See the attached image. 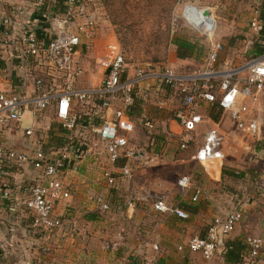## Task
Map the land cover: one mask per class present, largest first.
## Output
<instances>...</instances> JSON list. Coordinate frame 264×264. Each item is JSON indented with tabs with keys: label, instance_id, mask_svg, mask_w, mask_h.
I'll use <instances>...</instances> for the list:
<instances>
[{
	"label": "built area",
	"instance_id": "1",
	"mask_svg": "<svg viewBox=\"0 0 264 264\" xmlns=\"http://www.w3.org/2000/svg\"><path fill=\"white\" fill-rule=\"evenodd\" d=\"M58 1L23 0L9 5L8 13L0 15V60L12 64L18 86V92L13 93L8 87L10 78L0 80V181L24 167L37 173L31 185L24 189L20 185L14 189L9 185L0 188V202L6 206L10 237L15 235L16 226L25 214L32 215L28 228L40 235L75 229V219L65 220L55 214L56 204L70 198V190L61 180L62 175L67 168L76 172L78 164L85 158H96V148L100 147L109 164L101 173L109 188L116 186L117 179L121 184L132 179L133 169L129 161L140 162L144 157L129 149V138L134 132L131 115L138 104L141 106L146 101L150 90L175 95L179 100L175 115L181 130L178 147L186 149L194 144V158L201 165L222 158L224 145L222 136L213 128L203 134L200 145L194 140L201 124L199 111L202 104L214 105L218 111L231 113L238 131L255 139L260 137V120L252 117L247 106H238V102H256L257 97L264 95V50L261 55H251L239 67H220L218 60L223 46L212 40L216 25L207 8L186 4L179 15L186 26L200 30L208 38L209 45L200 68L187 72H176L170 67L145 70L128 65L118 43L107 41L95 53L94 63L100 71L98 85L79 89L75 87V81L84 73L78 58L80 34L87 33L84 27L89 26L90 32L93 30L94 17H83L82 25L77 27L78 20L73 17L71 8L78 0H63L65 12L60 17L57 15ZM204 12L208 15L203 16ZM258 14L257 8L252 10L250 29L255 35L261 29ZM27 84L31 86L30 95L26 92ZM95 100L97 106L93 105ZM87 106L94 108L90 109L92 112H84L88 110ZM29 109L40 113L51 111L54 121L71 133L80 127L84 129L79 123L82 116L87 117V121L97 116L101 122L92 127L95 143L88 145V140L80 134L67 136L59 148L48 146L40 136L35 137L32 125L21 127ZM108 112L112 113L110 119L106 118ZM15 125L22 128L27 139L32 138L28 152L15 149L12 139L5 135ZM119 162L122 164L117 167ZM177 186L187 190L190 182L183 177L177 181ZM20 193L22 198L17 197ZM201 194L200 189L194 190L191 203H195ZM90 200L96 202L100 210H108L101 195L90 197ZM153 200L155 212L172 214L180 220L188 218L187 212L177 206H167L163 198ZM243 216L244 210L239 207L224 218L215 217L203 237H191L177 250L185 249L191 254H199L205 261L210 260L216 252L226 249L228 237ZM121 241L122 234L119 233L116 242L111 246L105 243L103 249H113ZM240 242L243 247L240 263L255 264L264 251V239L246 235Z\"/></svg>",
	"mask_w": 264,
	"mask_h": 264
},
{
	"label": "crops",
	"instance_id": "2",
	"mask_svg": "<svg viewBox=\"0 0 264 264\" xmlns=\"http://www.w3.org/2000/svg\"><path fill=\"white\" fill-rule=\"evenodd\" d=\"M20 1L23 0H0V15L8 13L9 7L7 8L6 5H16ZM24 1L29 2L30 0ZM232 33L233 31L230 30L228 34ZM228 34L216 35V39L223 46V51L218 60L220 67L230 66L227 61L223 60V52L225 48L227 49L229 42L226 39ZM82 51L81 44L78 55L79 60H81ZM252 52V55L256 56L255 52ZM244 63L241 62L239 65L230 67H239ZM2 64L0 80L10 78V85L7 86L13 90V93L18 92L12 64L4 61ZM83 69L85 73L84 66ZM84 73L75 81L76 88H89L80 84ZM99 81L100 71L97 85ZM26 92L30 95L31 86L28 84ZM261 104L264 105V95L257 97L256 102L250 100L244 102L239 100L238 102V106L254 107ZM142 106L143 104L140 109ZM199 113L205 119L201 125L205 126L207 130L210 128L216 129L222 136L224 141L222 158L212 159L201 165L195 160V149H192L189 152L187 151V154L181 159L171 157L169 161V157H162V160L155 162L157 164L155 167L140 165L142 160L137 162L132 159L129 161V165L133 169L132 179L124 184H121L117 179L116 186L109 188L101 174L104 168L109 167V164L103 151H100V147L96 148L94 149V154L97 155L96 158L87 157L78 164L76 172H71L67 168L62 175L61 180L70 190V198L56 204L55 214L63 216L65 220L68 218L75 219L76 227L73 231H63L51 235L34 233L28 228L31 223L30 216L32 217V215L25 214L24 217L22 216L23 220L16 226L15 235L10 237L6 206L0 202V264H149L152 262L159 264H228L223 258L225 251H218L210 260L205 261L199 254H191L185 249L178 251L177 248L179 246L183 247L192 236L205 235L208 224L215 217L224 218L239 207L244 210V216L241 223L230 234L226 243L239 242L241 244L240 241L246 235H255L264 239V195H262L264 192L259 189V183H257L256 189L258 191L256 194L254 193L253 197L249 198L248 189H241L239 186L253 177L249 168L253 165L252 161H256L258 158L245 161L238 154L241 150H244L248 154L260 156L264 147L261 135L258 139H255V137H250L240 131L237 132L235 120L232 119L231 113L218 111L214 105L202 104ZM223 113H226L228 118L230 117L232 131H236L237 134L234 133V135L238 137L232 138L233 134L229 130L230 124L228 122H224L225 129L223 130L217 127L221 121L220 119L223 118ZM41 114L44 113L29 109L24 115L21 127L32 125L33 129L36 128L34 127L35 123ZM251 115L260 120L259 116ZM111 116L112 113L108 112L106 118L110 119ZM171 123H173V120L169 122V125ZM175 125V133L173 134L178 136V140H176L178 146L181 130L176 122ZM170 128L171 125L168 129L171 130ZM80 129L83 130L81 127ZM55 130V128L48 125L44 129H34L35 133H38L34 135L35 137L40 136L45 144L51 146L54 137H64V135L59 134L58 129ZM22 133V128L15 125L7 130L5 135L12 139V146L15 149L20 152H28L30 149L28 143L32 141V138L27 139ZM69 135H72V133L67 136ZM146 146L153 147L152 142L148 143L147 141ZM138 154L141 157L143 153ZM145 156L146 154H143L144 158ZM135 164L140 165L138 172H135L137 168H134ZM182 165L191 166L194 171H191L187 177L190 182V187L187 190H182L177 186L178 179L174 182L171 172L169 175L167 174L168 166L171 170L170 166L180 167ZM119 166L117 165V167ZM234 172H239L242 178L230 176ZM193 174H195V177ZM36 175V172L24 167V169L14 171L9 177L0 181V188L3 185H9L11 189H14L16 185H20L24 189L31 185ZM114 177L118 178L115 175ZM258 177L259 182L262 184L263 177ZM201 180L211 182L214 185L213 189H201L195 183L192 184L193 182H201ZM226 183H229V187H226ZM230 184L239 186V188L236 189ZM196 189H200L202 194L195 203H191L190 198ZM235 190L238 193H235ZM151 192L162 195L163 200L168 201L167 203L173 201L171 205L187 212L188 218L180 220L172 214L155 212L152 204L146 202ZM21 193L17 197L22 198ZM98 195L103 197L104 202L108 205V210H100L96 202L90 200V197ZM19 208V211L24 213L23 209ZM119 233L122 234V241L113 249H103L105 243L109 246L113 245ZM46 248H49L47 252L44 251ZM240 264L247 263L242 262ZM255 264H264V251Z\"/></svg>",
	"mask_w": 264,
	"mask_h": 264
},
{
	"label": "rangeland",
	"instance_id": "3",
	"mask_svg": "<svg viewBox=\"0 0 264 264\" xmlns=\"http://www.w3.org/2000/svg\"><path fill=\"white\" fill-rule=\"evenodd\" d=\"M261 3H264V0H177L174 5H171V0H78L71 8L73 17L78 20L77 27L80 24L82 25V18L85 16H93L95 23L91 27L93 28L91 32L88 30L90 28L88 26L84 27L87 33L80 34L83 49L80 61L85 68V73L80 80V84L83 87L89 88L97 85L99 70L94 63L95 53L107 41H116L118 43L128 65H137L145 70L154 71L157 68L170 67L176 72H187L201 67L209 41L200 30L188 27L180 20V9L186 4L207 8L212 13L216 25L212 40L218 42L216 35L228 34L230 30L233 31L232 34L226 36L227 42H229L227 49L225 48L223 52V60L227 61L230 66L239 65L241 62L244 63L252 55L253 45L257 41L264 44V40H261L259 35H255L250 29L252 10L255 8L259 9ZM6 7L8 8L7 5ZM64 12V8L62 10L61 5L58 6L57 15L60 17ZM85 35H88V37ZM174 39H183L195 44L194 56L191 59L178 60L174 52ZM248 43H251V46H248ZM179 106V100L175 95L162 94L150 90L142 108L133 111L131 116L134 123V132L131 134L128 144L129 149L133 153L146 154L140 165L144 164L146 166L150 165L149 167H155L157 166L155 162L162 160V157H169V161L171 157L181 159L187 154V151L195 149L194 144H191L192 146L186 149H179L177 146L176 140H178V136H175L173 133H175V115ZM247 107L250 108L251 114L259 116L261 137L264 142V105ZM90 109L88 108L84 112H92ZM200 117L202 124L205 119L202 118L201 114ZM222 117L217 127L223 130L225 129L224 122H228L230 124L229 130L233 134L232 138L238 137L234 135L236 131L238 132L237 126L235 128L236 131H232L230 117L228 118L226 113H223ZM92 119L91 124L85 121V128L83 130L79 128L72 133V135L79 136L81 134L84 136L90 146L95 143L92 127L96 126L95 123L100 122V118L97 116L92 117ZM171 120H173V123L170 124L171 130H169L168 127H170L169 122ZM201 124L198 126L199 130L194 138L198 145L202 141V133L207 130ZM48 125L56 130L59 129L51 111H46L40 115L34 129H44ZM147 141L148 143L152 142L153 147H147ZM238 154L245 161L258 158H256V161H252L253 165L249 168L252 171L253 177L246 181V183L243 182V184L239 185L241 189L247 188L250 198L258 191L256 187L257 183H259V189L264 192V147L260 156L248 154L244 150H241ZM103 160L105 165L104 157ZM140 165H134V168L137 167L135 172H138ZM170 168L172 169L170 170L168 166L167 174L172 173L174 182H176V179L187 178L191 171H193L192 167L187 165L180 167L170 166ZM193 175L195 177V174ZM258 176L263 177L262 184L259 182ZM194 183L201 189L207 190L214 187L211 182L209 183L206 180H201L198 183L193 182L192 184ZM225 185L229 187V183ZM230 185L236 189L239 188V186ZM235 193L238 192L236 191ZM155 197L163 198L162 195L160 196L156 192H151L146 202L152 204ZM167 202H165L167 206H173L171 205L173 201L171 203Z\"/></svg>",
	"mask_w": 264,
	"mask_h": 264
},
{
	"label": "trees",
	"instance_id": "4",
	"mask_svg": "<svg viewBox=\"0 0 264 264\" xmlns=\"http://www.w3.org/2000/svg\"><path fill=\"white\" fill-rule=\"evenodd\" d=\"M176 2H177V0H171V5H174ZM60 5H61V9L63 10V8H64L63 0L58 1V6H60ZM258 13H259L258 18L261 21V29H260L258 35H259L261 40H264V3H261L260 8L258 9ZM38 34L40 36V33H38ZM261 40H259V41H261ZM173 45L175 47V49H174L175 50L174 51L175 56L178 60L191 59L194 56V52H195V48H196L195 44H193L187 40H183V39H174ZM263 50H264V44H262L261 42L257 41L253 45V51L255 52L254 54L256 56L261 55ZM2 63H3V61L0 60V69L3 67ZM97 104H98V101L95 100L93 105L97 106ZM139 109H140V104H138L135 107L134 111L139 110ZM76 112H78V110H76ZM85 121H86V123L91 124L93 119L87 121V117L82 116L79 123L82 126H84ZM99 124H100V122L95 123L96 126H98ZM58 127H59V129H58L59 134L64 135V137L63 138L54 137V141H52L53 145H51L54 148H59V147L63 146L64 142L66 141L67 135L69 133H71V132H66L65 130H63L59 124H58ZM121 164H122V162L118 163V165H121ZM230 176H232L234 178H240V179L242 178L241 177L242 175L239 172L231 173ZM203 236H199V237H203ZM225 247H226V249L224 250L225 252H224V256H223L224 261L228 264H240V257L239 256L241 255V253L243 251L242 245L239 242L238 243H226Z\"/></svg>",
	"mask_w": 264,
	"mask_h": 264
},
{
	"label": "water",
	"instance_id": "5",
	"mask_svg": "<svg viewBox=\"0 0 264 264\" xmlns=\"http://www.w3.org/2000/svg\"><path fill=\"white\" fill-rule=\"evenodd\" d=\"M207 15H208V13H207V12H204V13H203V16H207Z\"/></svg>",
	"mask_w": 264,
	"mask_h": 264
}]
</instances>
